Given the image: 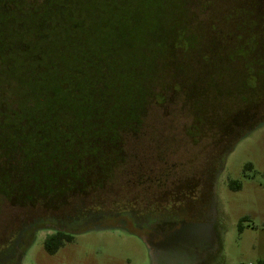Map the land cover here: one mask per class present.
Returning <instances> with one entry per match:
<instances>
[{"label": "rangeland", "instance_id": "rangeland-1", "mask_svg": "<svg viewBox=\"0 0 264 264\" xmlns=\"http://www.w3.org/2000/svg\"><path fill=\"white\" fill-rule=\"evenodd\" d=\"M189 1L82 3L87 31L77 33L79 43H87L93 55L101 53L103 68L109 70L103 87L94 99L88 98L100 109L96 115L79 101L82 82L81 97L63 95V110L55 116L48 115L47 97L36 95L30 78L23 91L14 92L10 102L20 114L0 125V141L11 132L46 129L50 119L89 134L116 126L137 134L122 137L127 171L117 170L121 179L98 190L100 195L72 200L73 193L60 194L57 202H69L52 210L15 206L0 197V247L20 240L26 225L86 210L83 222L74 220L78 226L72 241L56 254L44 249V240L54 231H35L26 237L19 260L8 264H264V123L255 127L256 122L245 121L238 101L239 92L250 94L246 88L253 84L251 77L241 76L242 65L250 64L241 44L252 53L264 35V0ZM10 17H0V40L10 37L15 43L20 15L13 8ZM26 38L31 40L30 32ZM58 45L63 70L77 49ZM232 57H237L236 66ZM4 87L2 100L7 96ZM49 88L44 81L45 95ZM235 121L240 126L226 134ZM202 122L205 136L190 139L185 129L199 132ZM1 149L13 155L7 144ZM139 182L144 185L137 187ZM140 216L148 220L140 222ZM152 216L157 219L151 223Z\"/></svg>", "mask_w": 264, "mask_h": 264}, {"label": "trees", "instance_id": "trees-1", "mask_svg": "<svg viewBox=\"0 0 264 264\" xmlns=\"http://www.w3.org/2000/svg\"><path fill=\"white\" fill-rule=\"evenodd\" d=\"M86 1L88 0H0V17L11 18L13 8L20 15L17 21L15 20L17 42L14 43L10 37L0 40V88L5 86L4 90L7 93L5 100H2L0 94V125L7 117L11 119L20 114L18 106L13 105L10 101L14 100L10 98H14V92L16 93L19 89L24 90L29 83V78L37 86L36 95L42 100L47 97L48 102L45 104L49 106V116L61 113L63 95H69L72 100L81 97L79 82L85 85L84 96L79 98V101L85 103V107L92 115L100 111L97 106L92 105V99L98 89L103 87L101 84L109 76V70L103 68L104 59L101 53L93 55L87 51L89 49L87 43H79L78 36L80 35L77 33L87 31L81 20L84 17L82 3ZM184 2L190 3L189 0H184ZM27 17H30L29 23ZM92 18L90 17L91 20ZM28 32L31 34L30 41L26 38ZM58 44L67 45V48L73 50L77 49L75 53L70 54L71 57L67 60L70 66L63 70H61L62 64L57 60L62 52ZM241 45L250 61V64L242 65L241 76L246 74L251 77L253 84L246 88L251 91L250 94L243 93L244 90L239 92L238 101L242 104L240 106L244 120H249L252 124L256 122L255 127H258L264 123V115L260 116L261 113L264 114V35L257 39L252 53L248 51L249 48L245 47L246 43ZM258 54L260 57H257ZM52 55H54L53 61L50 62L49 57ZM236 59L237 57H232L229 62L236 66ZM59 61L62 62L60 59ZM45 63H48V66L44 65ZM12 65L17 66L16 69ZM44 81L51 87L49 88L51 92L47 95L41 89ZM9 86H13L14 89L11 90ZM149 91H152L151 88ZM91 96H93L92 99L88 100ZM160 96L162 101L157 104L161 105L164 95ZM148 103L150 105V101ZM40 108L41 104L34 107V112L38 113ZM57 124L50 119L48 128L43 127L46 129L25 131L19 134L11 132L4 134L7 138L1 137L0 146L6 147L7 144L11 147L13 155L10 157L7 154L8 151L1 149L0 197L12 205L27 207L41 205L50 210L60 209L69 201L57 202L59 200L57 195L73 193L74 195L69 197L72 200L76 197H91L92 195L87 194L96 193L98 190L103 191L107 186L121 179V176L116 174L117 170L126 173L127 155L123 151L125 141L122 137L137 134L136 129L125 132L117 126L107 131L95 128L94 132L91 131L92 133L89 134L90 131L88 133L70 128L67 123L66 126L61 123ZM204 124L206 122L197 125L196 129H199V132L195 133L191 131V127H188L187 136L194 141H200L203 138L202 135L205 134L201 130ZM244 125L241 124V126ZM192 126L194 129V122ZM232 126L226 134H232L236 131L234 128L240 125L235 121ZM161 145L159 142V146ZM112 150L116 152L111 153ZM142 185L144 183L139 182L137 187ZM99 206L100 210L104 208L102 205ZM93 209L95 208H89L91 211ZM77 211L67 219L65 216L64 219L57 220L61 221V224L67 221L68 225H73L76 218L83 222L86 219L85 208ZM156 216L151 218L157 219ZM47 225H49L47 222H40L30 227L37 231ZM24 227L22 232H25L27 225ZM72 239L73 234L70 232L57 230L44 240V249L48 254L54 255ZM30 246L29 243L26 248ZM2 247L8 250L11 244Z\"/></svg>", "mask_w": 264, "mask_h": 264}, {"label": "flooded vegetation", "instance_id": "flooded-vegetation-1", "mask_svg": "<svg viewBox=\"0 0 264 264\" xmlns=\"http://www.w3.org/2000/svg\"><path fill=\"white\" fill-rule=\"evenodd\" d=\"M159 134L160 135H163L164 133H163V131L160 130V133ZM173 134H177V133L173 130ZM186 135H188L187 130H186ZM94 195H100V194L94 193ZM103 195H118V194H114V193H108L107 194L106 193V194H103ZM154 210H155V212L156 211H159V207L158 206H155V209ZM144 220H148V218L146 219L143 216V217H141L139 219L140 222H143ZM155 220H156L155 217L149 218V221L151 223L153 221H155ZM48 224L49 225H47L46 227L41 228V229H39L37 231H41V230H52L55 233V231H57V230H64V231H68V232H70L72 234V233L75 232V229H73V228H75L76 226H78L77 223H75V225L73 224L74 226H72V224H69V225L66 226L64 223H62V224H64V225H62L61 224V221H59V220L58 221L57 220L56 221H50ZM141 226H143V223H142ZM31 228L32 227L27 226V229H25V234L23 235V237L20 240L19 239L18 240L16 239L17 240L16 243H12L11 247L8 250H5V248L0 247V264H8L9 261H10V259L15 258V257H18V258L21 257L20 255H22L23 252L26 251V249L24 248L25 247V245H24L25 244V239H26V237L29 238V234L32 232V229Z\"/></svg>", "mask_w": 264, "mask_h": 264}, {"label": "water", "instance_id": "water-1", "mask_svg": "<svg viewBox=\"0 0 264 264\" xmlns=\"http://www.w3.org/2000/svg\"><path fill=\"white\" fill-rule=\"evenodd\" d=\"M35 232V230H32V232L29 234V237H33V233ZM18 260H19V258H18ZM18 260H17V263L16 264H18Z\"/></svg>", "mask_w": 264, "mask_h": 264}]
</instances>
